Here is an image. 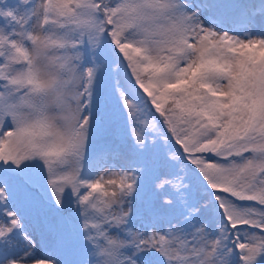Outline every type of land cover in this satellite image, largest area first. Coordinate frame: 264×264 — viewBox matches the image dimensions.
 <instances>
[{"label":"snow or ice","instance_id":"obj_1","mask_svg":"<svg viewBox=\"0 0 264 264\" xmlns=\"http://www.w3.org/2000/svg\"><path fill=\"white\" fill-rule=\"evenodd\" d=\"M0 264H264V0H0Z\"/></svg>","mask_w":264,"mask_h":264}]
</instances>
